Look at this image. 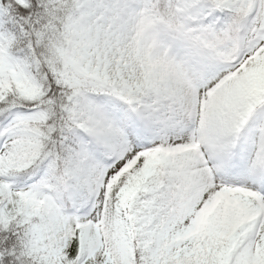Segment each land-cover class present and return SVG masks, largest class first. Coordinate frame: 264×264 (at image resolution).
I'll return each mask as SVG.
<instances>
[{"label":"snow or ice","instance_id":"6c2138e0","mask_svg":"<svg viewBox=\"0 0 264 264\" xmlns=\"http://www.w3.org/2000/svg\"><path fill=\"white\" fill-rule=\"evenodd\" d=\"M0 264H264V0H0Z\"/></svg>","mask_w":264,"mask_h":264}]
</instances>
